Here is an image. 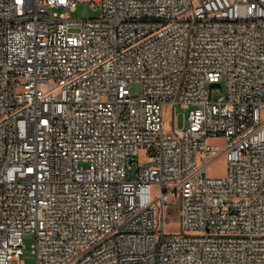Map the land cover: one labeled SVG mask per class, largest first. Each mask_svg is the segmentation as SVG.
<instances>
[{
	"label": "built area",
	"instance_id": "1",
	"mask_svg": "<svg viewBox=\"0 0 264 264\" xmlns=\"http://www.w3.org/2000/svg\"><path fill=\"white\" fill-rule=\"evenodd\" d=\"M262 110L264 0H0V264H264Z\"/></svg>",
	"mask_w": 264,
	"mask_h": 264
},
{
	"label": "rangeland",
	"instance_id": "2",
	"mask_svg": "<svg viewBox=\"0 0 264 264\" xmlns=\"http://www.w3.org/2000/svg\"><path fill=\"white\" fill-rule=\"evenodd\" d=\"M67 17L79 19V18H88L93 17L98 14L97 10H93L88 3H78L76 8L72 11L65 13ZM129 89L132 95L139 96L141 94V83L138 81H132L129 83ZM226 91V82L225 79H219L217 82L211 85V96L213 99H218L223 96ZM187 113V109L176 106L173 110H169L166 106L164 108V125L163 129L165 132L171 130L172 125L176 129H180L183 126L184 117ZM264 113V110H262ZM218 145L221 144V141H215ZM227 170V161L224 158H219L215 160L209 167L208 173L212 176H220L224 174ZM159 192L157 186H152L151 194L155 198ZM178 205L176 200L171 199L170 203L166 206V229L168 232H177L180 230V217L178 214ZM33 243V235L25 234L23 236V247L22 254L20 255V260L22 264H35V257L32 253L31 244Z\"/></svg>",
	"mask_w": 264,
	"mask_h": 264
}]
</instances>
